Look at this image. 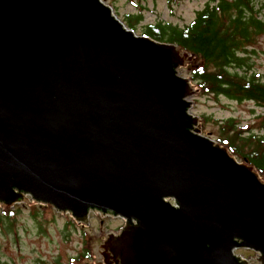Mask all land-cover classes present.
Listing matches in <instances>:
<instances>
[{
    "label": "water",
    "instance_id": "obj_1",
    "mask_svg": "<svg viewBox=\"0 0 264 264\" xmlns=\"http://www.w3.org/2000/svg\"><path fill=\"white\" fill-rule=\"evenodd\" d=\"M191 60L101 0H0L1 206L124 218L95 264H264V181L199 134Z\"/></svg>",
    "mask_w": 264,
    "mask_h": 264
},
{
    "label": "rangeland",
    "instance_id": "obj_2",
    "mask_svg": "<svg viewBox=\"0 0 264 264\" xmlns=\"http://www.w3.org/2000/svg\"><path fill=\"white\" fill-rule=\"evenodd\" d=\"M112 13L128 28L125 18L128 14L141 16L134 33L143 35L147 24L163 21L183 27L189 24L196 12L203 9L209 0H103ZM253 14L262 22L260 32L252 36L245 48L244 64L238 68L246 77L264 78V0H253ZM262 30V31H261ZM178 65L177 74L189 78L187 64ZM191 84V82H190ZM194 86H193V85ZM192 86L196 88L194 82ZM189 113L198 118L199 134L210 140H217L220 124L231 118L237 128L244 130L243 135L260 134L264 136V102L237 100L223 94H202L190 96ZM223 146V145H222ZM225 147V146H224ZM227 148V147H226ZM228 151V150H227ZM228 153L239 163L246 161ZM9 210V211H8ZM5 211L14 215L12 220L5 218ZM123 224L120 217L103 216L91 211L85 225L76 223L69 213L59 212L52 206L40 205L25 199L4 208L0 204V264H95V255L89 240L102 233H115ZM98 239L102 240L100 235ZM90 250L89 257L82 256ZM96 250H102L96 246ZM102 252V251H100ZM245 257L254 253L240 249ZM102 262V256L97 255ZM104 262V261H103Z\"/></svg>",
    "mask_w": 264,
    "mask_h": 264
},
{
    "label": "trees",
    "instance_id": "obj_3",
    "mask_svg": "<svg viewBox=\"0 0 264 264\" xmlns=\"http://www.w3.org/2000/svg\"><path fill=\"white\" fill-rule=\"evenodd\" d=\"M253 6V0H209L189 24L179 27L157 21L147 24L142 34L173 43L195 56L187 68L200 93L261 103L264 102V78H248L238 70L245 61L239 53L246 52L252 36L262 27V22L253 14ZM140 19L141 16L128 14L125 23L135 30ZM220 125L217 140L231 154L253 165L264 179V136L243 135L244 130L237 128L231 118ZM8 211L4 216L12 220L14 215ZM89 255L88 249L82 253L84 257Z\"/></svg>",
    "mask_w": 264,
    "mask_h": 264
}]
</instances>
